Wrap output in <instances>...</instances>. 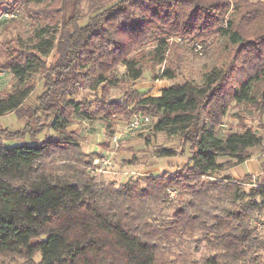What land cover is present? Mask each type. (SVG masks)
Listing matches in <instances>:
<instances>
[{"label":"trees","instance_id":"trees-1","mask_svg":"<svg viewBox=\"0 0 264 264\" xmlns=\"http://www.w3.org/2000/svg\"><path fill=\"white\" fill-rule=\"evenodd\" d=\"M26 22L30 35L20 32L0 53V69L15 79L0 94V118L15 113L25 122L0 140V257L17 264H264L255 225L264 214V182L247 191L251 175L219 176L256 152L264 156V138L247 124L223 129L233 106L264 111V0H0L3 32ZM221 37L228 52L201 83L187 77L160 96L128 86L111 97L147 68L163 65L153 79L175 80L179 70L167 64L176 40L209 53ZM40 74L44 91L25 109ZM136 115L156 119L153 132L180 139L192 156L173 173L120 186L99 180L89 171L96 155L84 152L72 125L99 118L113 137L117 118ZM48 129L53 134L38 140ZM137 162L133 154L124 164ZM203 245L214 253L197 261Z\"/></svg>","mask_w":264,"mask_h":264},{"label":"rangeland","instance_id":"rangeland-1","mask_svg":"<svg viewBox=\"0 0 264 264\" xmlns=\"http://www.w3.org/2000/svg\"><path fill=\"white\" fill-rule=\"evenodd\" d=\"M20 32L23 33L24 37H28L30 35V27L26 22L25 26L21 31L17 30L16 32H12L10 34L3 32V29H0V53L2 50V45L8 42L12 37L17 36ZM177 41V45L179 46L175 51L174 48L170 52L168 57V64L173 65L179 70V73L175 80H154L153 78L161 72L163 69L162 66H158L156 68H147L145 69L144 76L137 82H129L124 83V86H119L118 88H114L111 90V97L114 99L121 98L122 93L128 86H136L141 89L144 94H157L160 92L165 86L169 83H183L185 79L188 77L193 79L196 83H201L203 80L204 74L209 71L214 65L220 63L221 58L226 55L228 52L227 44L223 37L219 39H212L211 47L209 49V53L206 52L203 45H199L195 50L193 48L181 45L179 40ZM55 57V52L45 59L46 63L49 65L53 62ZM4 58L0 57V62L3 61ZM4 71V70H3ZM125 71L124 67L120 68V73ZM4 75L0 76V94H7L13 90L15 85V79L13 75L9 72L4 71ZM35 83L37 84L36 90L31 95L29 102L25 105V109H28L30 105H35L37 98L44 91V80L42 75H35L33 77ZM119 119V120H118ZM124 118H117V122L115 126L118 125L119 121H127ZM153 119V118H152ZM102 120V119H101ZM131 120V119H130ZM128 120L127 122H129ZM154 121L156 119H153ZM88 122V121H87ZM85 122V123H87ZM224 130L232 127L233 130L243 131V126L247 124V127H251L254 131L260 134L264 138V111L260 109V106L251 107V105L242 104L240 106H233L228 114V117L225 119ZM25 125V122L21 120L15 113L9 114L7 116L0 118V140L4 139L5 136L9 135L11 132H15L21 130ZM82 124L79 120H76V123L72 125L71 130L75 129L79 135L81 134L83 140V145H87L85 136L95 135L99 131L102 133L105 129H102V124L99 123V118L93 120L87 125ZM121 125H124L121 123ZM87 128V129H86ZM151 125L146 126L141 131H131L127 132V136L122 137L119 140L120 151H118L117 158L114 161L113 166H111L109 173H104L98 176L97 178L100 180H104L105 182L114 181L118 186L123 183H126L130 179H138L144 178L149 174H163L165 172L173 173L179 168H183L189 161L192 156V150L189 146H183V143L178 138H168L163 133H154L153 128L151 129ZM106 136L108 140L113 137L108 136L106 130ZM53 134L51 130H45L42 135L38 137V140H43L46 136ZM118 134V133H116ZM115 135V133H114ZM91 137V136H90ZM147 137H150V143L147 144ZM88 138V137H87ZM19 139L9 140L7 143H14ZM90 140V139H89ZM7 141V140H6ZM90 143V142H89ZM112 147V146H111ZM110 147V148H111ZM106 148V149H110ZM160 148H170L174 149L181 153L184 150V155H178L173 158H156L151 156V153ZM132 150V151H131ZM147 153V154H146ZM256 156L254 159H264L259 157V153L256 152ZM133 154H135L139 158V162L136 165H125L124 163L128 162L132 159ZM98 155V154H97ZM147 155V156H146ZM226 172H220L219 176L224 177L227 174ZM252 176V180L254 184L247 183L244 185L245 189L249 191L252 186L257 187V184L264 182V166L262 164L261 171L256 174H250ZM249 181L251 178H247ZM247 181V182H249ZM166 214H171L172 210H165ZM257 231L261 233L264 237V214H262L257 219ZM214 251H210L204 245L202 246L201 251L197 254L196 260L199 261L201 257H208L213 254ZM40 257H37L39 260ZM14 258L0 257V264H17Z\"/></svg>","mask_w":264,"mask_h":264},{"label":"crops","instance_id":"crops-1","mask_svg":"<svg viewBox=\"0 0 264 264\" xmlns=\"http://www.w3.org/2000/svg\"><path fill=\"white\" fill-rule=\"evenodd\" d=\"M173 84H182V83H169L162 90H164V89L172 86ZM134 87L136 88V86H134ZM138 88L139 87H137L136 89H138ZM138 90H140L141 92H143L141 89H138ZM162 90L160 92H158L157 94L152 93V94H147V95L160 96ZM123 120H125V119H123ZM127 121H125V122L124 121H119L118 122V125L114 126L115 134L116 133H121L122 134V137L129 135L127 133H124V129L126 127V124L128 123ZM85 122H87V120H82L81 121V123L82 124H85V125H87V123L89 124L92 121H88L87 123H85ZM99 123L102 124V129H104V126H105V129H106V124H105V122L103 120L99 119ZM121 123H123L124 125H121ZM73 131H76V130L73 129ZM105 132H106V130H104L102 133H99V131H98L97 134L90 135L91 137L88 136V135L84 137L86 139V141H88L87 143H84V144H87V145L84 146L82 144L83 145L84 152L86 154L97 155V154H100L103 150H105L106 149V146H109V148L112 146L113 140H112V138H110L108 140ZM80 136H82V135L80 134ZM118 144H119V142H118ZM118 151H120V144H119ZM259 171H261V159H254V158H252V159L246 161L245 163H243L241 165H238V166H236V167L228 170L226 174L229 175V176H231V177H233V178H235V179H237V180H242V179H244L245 176L250 175V174H253L254 175V174L258 173Z\"/></svg>","mask_w":264,"mask_h":264},{"label":"built area","instance_id":"built-area-1","mask_svg":"<svg viewBox=\"0 0 264 264\" xmlns=\"http://www.w3.org/2000/svg\"><path fill=\"white\" fill-rule=\"evenodd\" d=\"M4 16L6 18H13L15 17V14L6 13ZM4 74H5L4 71L0 69V76ZM154 122L155 121L149 116L136 115L126 124L124 133L131 131H141L143 128L149 125H151L152 127ZM121 136H122L121 133L115 134L112 139L113 140L112 147L110 149L103 150L100 154L95 156L92 166L89 169L90 173L93 176L98 177L101 174L110 172L111 166H113L114 161L118 155V148H119L118 142L122 138ZM171 193L172 195H175L176 192L172 191Z\"/></svg>","mask_w":264,"mask_h":264}]
</instances>
